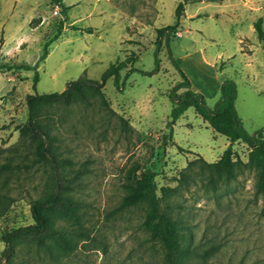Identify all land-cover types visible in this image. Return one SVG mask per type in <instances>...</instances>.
<instances>
[{
	"label": "rangeland",
	"instance_id": "1",
	"mask_svg": "<svg viewBox=\"0 0 264 264\" xmlns=\"http://www.w3.org/2000/svg\"><path fill=\"white\" fill-rule=\"evenodd\" d=\"M181 2L63 0L69 9L62 13L52 0H0V166L14 167L0 177V264H165L144 228V207L119 210L126 175L147 168L157 173L159 196L170 189L167 202L194 252L187 264H264V194L252 148L234 144L232 161L244 166L230 165L229 175L214 166L227 137L194 107L173 134L168 128L182 70L211 110L233 81L245 130L264 129V47L255 30L258 20L264 27V0H186L178 21ZM177 21L156 56L159 30ZM24 65L37 69L36 87V72ZM114 69L119 75L100 87ZM67 89L69 105L41 109L47 160L29 170L28 97ZM53 156L70 162L61 167L75 184L77 207L55 217L45 246L25 239L11 246L8 234L36 224L32 203L51 190Z\"/></svg>",
	"mask_w": 264,
	"mask_h": 264
},
{
	"label": "trees",
	"instance_id": "2",
	"mask_svg": "<svg viewBox=\"0 0 264 264\" xmlns=\"http://www.w3.org/2000/svg\"><path fill=\"white\" fill-rule=\"evenodd\" d=\"M55 5L61 8V12H66L69 8L65 6L63 0H52ZM186 0L181 2L176 10V18L182 17L185 10ZM175 26H171L167 29L159 30V38L157 42V52L162 46V39L165 36L166 31H173ZM255 30L260 42L264 47V27L262 20H258L255 23ZM91 33V32H89ZM170 35V34H169ZM59 38L56 35L52 41H56ZM48 56L47 46L44 53L40 58V62L44 61ZM156 63L159 65V60L156 58ZM5 67V66H3ZM3 67H1L3 69ZM12 69L10 67H6ZM26 71L34 70V87L39 82V76L37 69L24 65L21 66ZM182 82L176 85L171 92V100L174 104L171 111V121L168 123L170 134H173L174 126L177 121L184 115V113L190 108L194 107L198 114H200L210 125V127L218 134L227 137L229 145L219 163L214 166H221L222 171H225L229 175H232L230 165L244 166L241 161H232L233 147L238 141H243L252 148L250 154V164L257 163L259 168V178L256 184L257 190L264 194V129L256 132L255 134H249L242 123L241 118L238 116L236 110V97L237 89L236 84L233 81H227L222 87V99L218 102L214 110L207 107L204 99L200 95L194 93L191 90L189 79L180 70ZM119 75L118 70H107L102 76V82L100 87H104L106 81L114 76ZM74 90L80 92L87 97L88 90L84 87L83 81H75L71 83ZM186 89L182 95L177 94L181 89ZM73 100V92L71 89H67L63 93H51L43 95H31L28 97V111H29V123L24 127L28 133L32 142L35 144L33 155L34 158L30 164L26 167L31 170L37 165H42L47 160L48 150L46 148L45 137H48V133L42 128L40 123L41 109L46 105L64 103L69 105ZM126 123V122H124ZM164 143H167L165 141ZM203 162L207 163L202 157ZM52 168L55 173V181L51 186V190L46 193L43 198H39L32 203V213L36 224L26 228L16 230L7 235L6 240L14 246L17 242L25 239L33 240L38 246L43 247L46 244V235L49 227H51L53 220L58 214H67L73 211L77 207V202L72 198L75 192V184L69 181L67 178V172L62 169V165L70 164L69 161H58L54 156L52 158ZM62 164V165H61ZM211 165V164H209ZM11 164L0 166V177L11 173ZM221 172L218 173L220 175ZM157 173L151 169L141 171L139 175L132 170L128 172L123 182L124 196L122 198L119 210H126L132 207H141L145 209V219L143 225L145 230L152 241L159 243L165 252V264H187L188 258L194 254L192 250L185 245V241L189 239L181 232L182 225L179 220L174 217L175 206H171L167 202V196L170 195V189H163L162 196L158 195V186L156 182ZM3 183L2 186H5ZM3 212L0 211V217Z\"/></svg>",
	"mask_w": 264,
	"mask_h": 264
},
{
	"label": "built area",
	"instance_id": "3",
	"mask_svg": "<svg viewBox=\"0 0 264 264\" xmlns=\"http://www.w3.org/2000/svg\"><path fill=\"white\" fill-rule=\"evenodd\" d=\"M59 12L57 11L56 14H58Z\"/></svg>",
	"mask_w": 264,
	"mask_h": 264
}]
</instances>
